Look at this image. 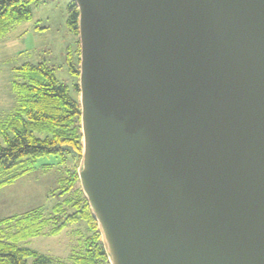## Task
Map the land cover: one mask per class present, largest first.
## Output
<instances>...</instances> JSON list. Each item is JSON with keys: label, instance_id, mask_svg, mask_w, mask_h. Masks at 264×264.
<instances>
[{"label": "water", "instance_id": "obj_1", "mask_svg": "<svg viewBox=\"0 0 264 264\" xmlns=\"http://www.w3.org/2000/svg\"><path fill=\"white\" fill-rule=\"evenodd\" d=\"M72 1L109 264H264V0Z\"/></svg>", "mask_w": 264, "mask_h": 264}, {"label": "trees", "instance_id": "obj_2", "mask_svg": "<svg viewBox=\"0 0 264 264\" xmlns=\"http://www.w3.org/2000/svg\"><path fill=\"white\" fill-rule=\"evenodd\" d=\"M38 1L40 0H0V36L12 24L29 18L30 4ZM68 25L77 36L78 11L73 1L69 4ZM77 52L79 54V46ZM18 69L23 70L26 78L25 82L17 81L13 84L18 107L0 122V135L5 143L0 144V188L13 184L19 177L33 170V164L39 157L50 154L62 157L70 154L69 151L54 148L56 144L70 145L78 153L82 149L79 101L71 98L67 87L56 81L51 67L24 64ZM70 70L78 75V69L72 64ZM75 87L78 90V85ZM70 155L75 160L74 168L70 170L68 178L62 177L69 183L57 193L66 196L52 211L45 214L41 209L34 208L0 220V264H109L97 223L77 185L79 180L76 167L79 158L75 159ZM61 213L63 219L56 218L55 226L50 232L77 222L84 223L88 232L81 239L78 248L66 258L54 259L39 254L19 245V240L14 239L17 229H26L29 222L44 226L52 214ZM29 229L26 233L30 235L40 233L41 230L38 227Z\"/></svg>", "mask_w": 264, "mask_h": 264}, {"label": "rangeland", "instance_id": "obj_3", "mask_svg": "<svg viewBox=\"0 0 264 264\" xmlns=\"http://www.w3.org/2000/svg\"><path fill=\"white\" fill-rule=\"evenodd\" d=\"M70 1L33 2L30 4V17L12 24L0 36V122L18 107L13 84L26 81L23 70L18 69L24 64L51 67L56 81L64 84L70 97L78 101L79 91L75 87L78 85V75L70 70V64L79 68V44L78 36L68 25ZM35 134L42 136L37 132ZM0 144H5L1 135ZM63 156L50 154L39 157L33 164V170L13 184L0 188V220L34 208L41 209L45 214L52 211L66 196L57 193L69 183L63 178H68L70 170L74 168L72 156ZM56 218L62 220L63 213L52 214L44 226L29 222L26 229H17L14 239L19 240V245L39 254L64 259L78 248L81 239L88 233L87 226L82 222L70 223L50 232ZM37 227L41 229L40 233H26L29 228Z\"/></svg>", "mask_w": 264, "mask_h": 264}]
</instances>
